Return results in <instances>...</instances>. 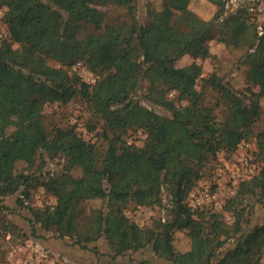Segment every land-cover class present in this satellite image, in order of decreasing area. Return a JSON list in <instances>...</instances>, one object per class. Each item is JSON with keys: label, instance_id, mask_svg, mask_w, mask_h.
I'll use <instances>...</instances> for the list:
<instances>
[{"label": "trees", "instance_id": "16d2710c", "mask_svg": "<svg viewBox=\"0 0 264 264\" xmlns=\"http://www.w3.org/2000/svg\"><path fill=\"white\" fill-rule=\"evenodd\" d=\"M191 1L161 0L159 9L147 8L140 23L138 0H0L8 30L0 40L5 232L19 228L5 219L3 213L14 211L5 201L17 195V207H25L31 191L42 187L54 204L29 208L30 234L24 231V237H38V229L54 231L97 256L103 253L90 244L104 239L112 258L150 246L166 264H264V224L254 225L245 242L242 220L245 211L264 206V127L259 126L264 25L259 34L244 9L226 14L224 0H208L216 11L204 19L189 9ZM100 7L121 8L126 17L108 23ZM214 38L242 53V91L215 73L199 78L196 60L211 56L208 42ZM183 56L193 61L178 67ZM77 62L95 72L93 84L71 70ZM75 100L95 115L102 128L99 140H85L74 126L46 128L45 105ZM147 104L168 112L162 124H149ZM141 128L146 129L142 146L126 144L123 137ZM248 141H254L258 171L237 183L222 210L188 207L186 199L206 164L219 152L233 155ZM45 157L63 160L50 177L39 171ZM16 162L24 167L16 169ZM91 200H100L101 207L86 211L83 205ZM129 204L160 207L165 216L143 228L126 215ZM224 212H231V224ZM175 232L188 239L187 250H175Z\"/></svg>", "mask_w": 264, "mask_h": 264}, {"label": "rangeland", "instance_id": "374dc122", "mask_svg": "<svg viewBox=\"0 0 264 264\" xmlns=\"http://www.w3.org/2000/svg\"><path fill=\"white\" fill-rule=\"evenodd\" d=\"M161 0H138L136 4L135 17L140 23L145 22V15L147 8H160ZM189 9L199 15L201 18L209 19L216 7L208 0H192ZM100 10L105 15V20L108 23L119 22L125 19V11L116 7H100ZM252 18V19H251ZM250 22L256 25H264V18L256 19L251 15ZM210 57L204 60L198 59L196 63L200 66L199 78L205 77L208 74L215 73L222 78L226 83L230 84L232 88L237 91H242L246 85L245 66L241 61V52L234 48L232 44L225 45L215 38L208 42ZM193 59L189 56H183L176 63L178 67L190 64ZM49 64L54 65L53 62ZM85 70V73L83 72ZM77 74L84 81L88 82V74L96 77L95 72L91 71L86 66L82 65L80 69L76 70ZM96 79V78H95ZM93 84V83H90ZM145 84H141L134 93V99H138L145 89ZM253 91H257L254 88ZM171 97V96H170ZM206 97L208 95L206 94ZM149 124L160 125L164 119L169 115L167 111L149 106ZM260 106L264 109V98L260 101ZM44 124L48 130L54 126H74L85 140L95 142L99 140L101 133V125L97 123L95 115L89 111L80 100H75L66 106H59L58 104H48L43 108ZM91 125H95L94 129H90ZM260 127H264V116L259 122ZM146 137V129L141 128L136 131H129L123 139L126 144L137 147L142 146ZM254 141L242 142L241 147L233 155H226L224 152H219L216 161H211L206 164L202 171V178L198 181L196 188L191 192L194 193L199 189L208 188L215 190L221 189L222 199L226 200L231 196L230 192L235 191L236 185L233 183L231 175L236 173L237 169L244 173V161H247L246 173L248 176L254 175L259 169V163L254 154ZM242 159V160H241ZM62 158L45 157V161L41 164L39 171L46 177L52 173H57L62 165ZM16 169H22L24 164L21 162L15 163ZM243 166V167H242ZM220 184V186L218 185ZM190 193V194H191ZM17 195L11 196L6 200V205L13 208V212L3 215L5 219L11 220L19 228L13 229L12 233L5 232L0 223V264H24L27 258L32 256L36 261V255L31 251L35 245L41 247L46 251V258L38 260L36 264H166L165 261L156 257L151 251V247L147 246L141 251L127 252L121 256L112 258L109 254V247L104 239H98L90 245L96 247L102 255H95L90 250L81 249L72 244V240L64 237L59 238L54 231L37 230L38 237H24L23 232L30 234L27 219L30 217L29 208L36 210L42 209L45 206L54 204V198L44 191L42 187H37L31 191V197L25 202V207L18 208L15 199ZM189 196L187 197V199ZM186 199V200H187ZM102 205L100 200H91L83 206L86 211H93L100 208ZM126 215L140 227L151 228L155 223L164 218L165 210L160 207H134L129 204L125 208ZM225 220L228 224L233 222L231 212H224ZM244 222V229L247 233L244 241L248 242L252 239L251 230L256 224H264V206H255L251 208L250 212L245 211L242 217ZM51 244H50V243ZM29 243V244H28ZM53 246V248H52ZM189 241L179 232L174 234V248L178 252H183L188 249ZM39 259V258H38Z\"/></svg>", "mask_w": 264, "mask_h": 264}, {"label": "built area", "instance_id": "2783aa9c", "mask_svg": "<svg viewBox=\"0 0 264 264\" xmlns=\"http://www.w3.org/2000/svg\"><path fill=\"white\" fill-rule=\"evenodd\" d=\"M238 9H244L246 12H248V14H250V18H251V15L256 19L264 18V0H224V10L226 14L234 12ZM5 11H6L5 7H0V40L8 37L7 27H5L6 25L2 21V16ZM257 30L259 34L262 33V25L260 23L257 24ZM81 67H82V64L80 62H77L71 67V70L76 72V70L80 69ZM83 72L85 73L84 69H83ZM86 75L88 76L87 77L88 82L87 81L85 82L87 83L95 82L96 79L93 78L92 74L86 73ZM239 147H241V144L239 145ZM243 161H244V168H245L244 173L243 171H240L237 169L236 170L237 172L231 175L234 185H237V183L241 180L250 179L253 176L252 175L250 177L247 175L246 173L247 161L246 160H243ZM218 185L220 186L219 183ZM234 192L231 191L230 194L233 195ZM186 204L191 209L201 208L203 206H212L215 210L220 211L222 210L224 201L222 199V192L220 188H217L215 190H210L208 188H202V189L197 190L194 193H191L189 195V198L186 200ZM30 252L36 255L37 257L36 261L33 260L32 256H30L27 258V261H25L24 264H36L38 260L40 261L42 260V258H46L47 256L46 251L37 245H35V247H32Z\"/></svg>", "mask_w": 264, "mask_h": 264}, {"label": "crops", "instance_id": "0c3cea01", "mask_svg": "<svg viewBox=\"0 0 264 264\" xmlns=\"http://www.w3.org/2000/svg\"><path fill=\"white\" fill-rule=\"evenodd\" d=\"M5 203H6V201H5ZM50 243V242H49ZM51 244V243H50ZM52 248H53V246H52Z\"/></svg>", "mask_w": 264, "mask_h": 264}]
</instances>
